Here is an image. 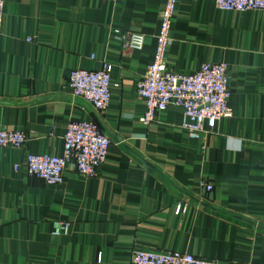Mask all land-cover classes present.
Segmentation results:
<instances>
[{
    "label": "crops",
    "instance_id": "crops-1",
    "mask_svg": "<svg viewBox=\"0 0 264 264\" xmlns=\"http://www.w3.org/2000/svg\"><path fill=\"white\" fill-rule=\"evenodd\" d=\"M164 2L5 0L0 128L28 140L0 147V264H130L135 250L264 264V9L176 4L167 67L189 73L224 62L230 77L231 116L192 139L173 102L140 120L135 86L152 61ZM115 29L142 32V48L125 46ZM103 63L112 66L110 102L98 112L72 97L67 78ZM78 120L111 140L97 173L81 175L70 160L58 184L28 176L26 154L60 155L66 125ZM56 221L66 233H53Z\"/></svg>",
    "mask_w": 264,
    "mask_h": 264
},
{
    "label": "built area",
    "instance_id": "built-area-1",
    "mask_svg": "<svg viewBox=\"0 0 264 264\" xmlns=\"http://www.w3.org/2000/svg\"><path fill=\"white\" fill-rule=\"evenodd\" d=\"M180 0H165L160 11L159 28L155 36L152 61L136 82L135 92L143 101L145 110L140 120L149 124L156 111L166 109L171 102L181 108L179 126L192 139H200L210 133L222 118L231 116L229 99V72L224 62H203L193 72H176L167 67L166 49L170 42V25L176 4ZM225 11L264 9V0H212ZM5 0H0V26ZM115 35L131 49H141L142 32L114 30ZM111 65L103 63L99 69L74 68L69 72L67 87L72 97L80 98L98 111H104L110 102ZM28 135L23 130L0 128V147L19 148L26 144ZM109 136L91 120L69 122L63 135V151L60 155L27 153L23 164L27 175L42 179L47 184L63 180L65 164L72 161L79 174L94 176L108 153ZM15 168L17 165L14 166ZM207 190L212 186L207 184ZM68 224L53 223V233H66ZM130 264H220L217 259L194 255L181 250H135Z\"/></svg>",
    "mask_w": 264,
    "mask_h": 264
}]
</instances>
